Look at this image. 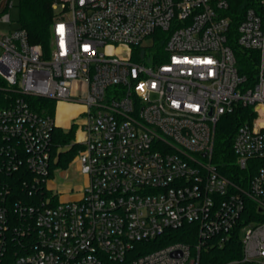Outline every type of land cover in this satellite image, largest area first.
<instances>
[{
	"label": "built area",
	"instance_id": "2783aa9c",
	"mask_svg": "<svg viewBox=\"0 0 264 264\" xmlns=\"http://www.w3.org/2000/svg\"><path fill=\"white\" fill-rule=\"evenodd\" d=\"M12 6L0 0V24ZM228 7L52 0L47 55L22 28L0 31V264H206L202 250L235 236L242 256L223 264H264V0L231 36L256 54L253 77ZM29 97L84 108L78 199L43 194L57 121ZM237 105L252 108L233 138L245 187L211 160L216 122ZM186 225L195 240L143 251Z\"/></svg>",
	"mask_w": 264,
	"mask_h": 264
},
{
	"label": "trees",
	"instance_id": "16d2710c",
	"mask_svg": "<svg viewBox=\"0 0 264 264\" xmlns=\"http://www.w3.org/2000/svg\"><path fill=\"white\" fill-rule=\"evenodd\" d=\"M259 0H228L229 7L226 14L231 18L229 42L234 47L239 70L248 77H253L256 69L257 57L254 52L240 50L233 43L232 34H234L237 24L240 22L245 10L249 7H255ZM52 0H20V28L25 30L28 41L32 44H39L45 55L50 51V25L53 20V11L51 9ZM162 41L156 47L161 48ZM0 80V85H1ZM0 96L1 93H0ZM28 101L32 108L40 112L44 110L53 115L55 102L46 98L29 97ZM43 108V109H42ZM252 108L237 105L232 112L221 115L215 125L214 143L211 160L217 170L228 178L231 182L245 187L247 174L240 168L236 161V155L233 150V138L238 126L250 119ZM74 131L72 126L68 131L60 128L54 129L52 141L55 145L69 143ZM54 145V144H53ZM78 150V146L72 145L67 153H60L56 163L59 167H65ZM43 194L50 197L51 204L57 200L56 193L45 191ZM251 209L252 206L250 205ZM186 225L182 229L169 230L163 235L142 243L143 251H150L170 242L181 241L190 242L196 239L193 229ZM242 256L241 241L238 236L227 240L222 247L211 245L206 250H202V263L223 264L230 260H238ZM238 264H258L249 262H240Z\"/></svg>",
	"mask_w": 264,
	"mask_h": 264
},
{
	"label": "crops",
	"instance_id": "0c3cea01",
	"mask_svg": "<svg viewBox=\"0 0 264 264\" xmlns=\"http://www.w3.org/2000/svg\"><path fill=\"white\" fill-rule=\"evenodd\" d=\"M59 107L62 108V117L60 119L57 118ZM83 110L84 108L82 105L71 104V103L64 102V101L55 103V113L53 116L56 118V121H57L56 128H60L63 131H68L72 126H74L73 135L69 143L63 144V145H55L56 142L52 141L51 152H50L52 155V165H53L52 169L54 167L62 169L60 171V174L62 176L67 175V172H66L67 167L71 166L74 163H75V166H77V159H76L77 153L83 148L82 142H79L80 139H82L85 136L83 130L81 129L79 125V122H80L79 116ZM72 145L78 146V150L75 152L74 156L71 158V160L67 163L65 167L57 166L56 163L58 161L59 154L67 153ZM74 171L75 170L73 169L72 175L74 176L78 175L74 173ZM47 186L49 187L51 191H53V193L57 194V197L59 198V200L65 201V200L78 199L80 197V191L83 187V184L78 186L79 188H77V190H75L76 192L74 193L71 192L72 189H71L70 183L65 182L63 183V185L56 186L55 183H52L51 180L48 179Z\"/></svg>",
	"mask_w": 264,
	"mask_h": 264
},
{
	"label": "rangeland",
	"instance_id": "374dc122",
	"mask_svg": "<svg viewBox=\"0 0 264 264\" xmlns=\"http://www.w3.org/2000/svg\"><path fill=\"white\" fill-rule=\"evenodd\" d=\"M13 1V6L10 8L9 14H10V21L8 22H4L2 24H0V31H7V30H12V29H16V28H20V20H19V16H20V0H12ZM149 53V52H147ZM3 83H1L2 85ZM3 100H0V105L3 104ZM43 109V108H42ZM40 112L43 113H47L44 110H41ZM54 113H55V107H54ZM53 113V115H54ZM49 114V113H47ZM51 115V114H50ZM75 168V163L72 164L71 166L67 167L66 172L67 175L66 176H62L60 174V171L62 169L54 167L52 169V173L49 176V179L51 180L52 183H55L56 186H60L63 185V183H70L71 184V189H72V193L76 192L75 190H77V188H79L78 186L82 185L84 182V178L83 176L80 175H72V171Z\"/></svg>",
	"mask_w": 264,
	"mask_h": 264
},
{
	"label": "bare ground",
	"instance_id": "6f19581e",
	"mask_svg": "<svg viewBox=\"0 0 264 264\" xmlns=\"http://www.w3.org/2000/svg\"><path fill=\"white\" fill-rule=\"evenodd\" d=\"M61 107V105H60ZM59 107L57 118L60 119L62 117V108ZM80 108V107H79Z\"/></svg>",
	"mask_w": 264,
	"mask_h": 264
}]
</instances>
